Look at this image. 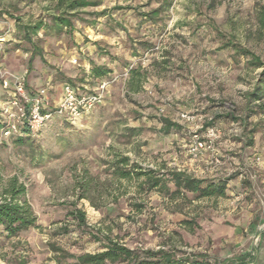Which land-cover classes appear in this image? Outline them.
Here are the masks:
<instances>
[{"label": "rangeland", "instance_id": "374dc122", "mask_svg": "<svg viewBox=\"0 0 264 264\" xmlns=\"http://www.w3.org/2000/svg\"><path fill=\"white\" fill-rule=\"evenodd\" d=\"M95 1L60 34L46 27L29 42L22 26H49L54 0H0V80L86 91L107 81L102 102L76 123L55 113L20 142L0 134V180L24 185L36 217L15 236L0 227V264H74L71 254L100 251L106 237L204 264H240L241 256L264 264V116L247 110L261 69L233 49L264 62V0ZM94 65L108 72L93 77ZM5 98L0 81V121ZM164 118L177 127L164 133ZM120 156L142 169L225 180V196L171 198L118 180Z\"/></svg>", "mask_w": 264, "mask_h": 264}, {"label": "trees", "instance_id": "16d2710c", "mask_svg": "<svg viewBox=\"0 0 264 264\" xmlns=\"http://www.w3.org/2000/svg\"><path fill=\"white\" fill-rule=\"evenodd\" d=\"M95 5H97L95 0H54L53 9L57 13L49 15L51 24L48 26L39 19L33 24L24 25L22 26L23 36L30 42L32 35H35L40 29L46 27L51 28L55 34H60L64 28L71 27L72 18L77 16L80 9ZM258 20L264 28V16L262 14ZM233 49L243 56H250L252 65L255 68L261 69L252 91L247 93V103L254 102L252 109L248 108L247 110L248 116L251 114H261L264 116V101L261 98V94L264 91V62L246 49L237 48L236 46ZM107 72V69L101 65H94L91 68V75L99 79ZM25 84L26 88L29 89V84L26 82ZM133 88L136 89L137 86L134 85ZM49 121L50 119L47 122ZM2 126L3 124L0 122V130ZM173 127H177V124L167 118L162 120L164 133H168ZM32 133L34 132L22 127L20 134H13L9 137H16V141L20 142L23 137H29ZM112 167V174L116 179L131 180L134 178L138 181L139 187L146 186L148 190H165L171 198L184 195L185 193H191L196 199L223 197L226 193L225 188L227 183L225 180H206L175 169H142L136 165H129V158L127 156L115 158L112 161ZM168 185L172 186V191L168 190ZM25 193L26 189L24 185L18 182L15 176L8 178L4 182L0 180V227L1 231L5 232L8 236H15L35 225L36 217L25 198ZM71 214L75 219L83 222V213L80 210H75ZM54 249L56 251V248ZM70 257L75 259L74 264H204L201 260L191 258L189 255H178L171 249L161 247L156 250L129 248L110 237H106L101 243L100 251L82 253L76 256L71 254ZM245 258V256H241L238 263L247 264Z\"/></svg>", "mask_w": 264, "mask_h": 264}, {"label": "built area", "instance_id": "2783aa9c", "mask_svg": "<svg viewBox=\"0 0 264 264\" xmlns=\"http://www.w3.org/2000/svg\"><path fill=\"white\" fill-rule=\"evenodd\" d=\"M248 2L252 0H237ZM1 87L6 93L5 101L1 107L3 124L0 130L2 137L20 134L22 127L31 132H39L51 119L53 114H59L71 123H76L86 116L104 98L107 81L101 80L92 91H86L70 83H64L60 96L49 108V93L52 85L46 83L36 89H27L23 79L1 78ZM85 88V87H84ZM186 117L185 114L181 115ZM216 130L213 127L206 128V136L214 137ZM212 140V139H211ZM203 140H198L189 151L195 155L197 149L203 147Z\"/></svg>", "mask_w": 264, "mask_h": 264}, {"label": "crops", "instance_id": "0c3cea01", "mask_svg": "<svg viewBox=\"0 0 264 264\" xmlns=\"http://www.w3.org/2000/svg\"><path fill=\"white\" fill-rule=\"evenodd\" d=\"M40 87V86H39ZM83 87H86V86H83ZM36 88H38V87H34L33 89H36ZM57 88H54V89H52L51 91H50V93H49V100H52V99H54V100H56V99H58L59 98V96H60V92H61V86L59 87V90L57 89ZM62 117V116H61Z\"/></svg>", "mask_w": 264, "mask_h": 264}]
</instances>
